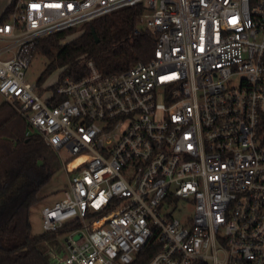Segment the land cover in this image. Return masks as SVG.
Instances as JSON below:
<instances>
[{
    "label": "built area",
    "instance_id": "2783aa9c",
    "mask_svg": "<svg viewBox=\"0 0 264 264\" xmlns=\"http://www.w3.org/2000/svg\"><path fill=\"white\" fill-rule=\"evenodd\" d=\"M138 4L149 62L27 82L41 39ZM0 95L67 175L42 209L45 232L78 225L63 264H134L155 240L148 264H264V0H15Z\"/></svg>",
    "mask_w": 264,
    "mask_h": 264
},
{
    "label": "trees",
    "instance_id": "16d2710c",
    "mask_svg": "<svg viewBox=\"0 0 264 264\" xmlns=\"http://www.w3.org/2000/svg\"><path fill=\"white\" fill-rule=\"evenodd\" d=\"M13 1L0 17V23L9 18ZM144 14V4H138L41 39L28 55L29 59L39 55L49 60L37 85L57 70L58 81L50 89L66 79L80 81L88 74L89 61L104 75L149 62L154 57L157 39L142 27ZM79 30L82 33L78 37L62 44ZM29 130L27 120L14 105L7 101L0 104V264H54L46 245L54 246L59 235L78 227L75 224L54 233L33 234L30 211L62 167L57 153L39 134L27 135ZM159 249L153 241L138 254L134 264H148Z\"/></svg>",
    "mask_w": 264,
    "mask_h": 264
},
{
    "label": "rangeland",
    "instance_id": "374dc122",
    "mask_svg": "<svg viewBox=\"0 0 264 264\" xmlns=\"http://www.w3.org/2000/svg\"><path fill=\"white\" fill-rule=\"evenodd\" d=\"M12 0H0V17L4 13L5 9L9 6ZM82 33V30L77 31L75 34L69 36L62 44H65L74 38L78 37ZM49 63V60L45 57L35 55L29 59V68L26 74L27 82L31 84L38 83V79L41 73L45 70L46 65ZM60 70L53 72L40 86V89H43V92L47 93L53 84L58 81ZM48 87V88H47ZM4 102V97L0 95V103ZM62 156L66 159H72L73 157L67 150H63ZM68 188V178L63 169H60L52 181L42 190L41 200L36 204L30 211V220L32 225L33 234L41 235L45 231L42 227V209L46 206H52L57 201L63 198L64 191ZM66 235L61 234L54 241V246L50 247L46 245L47 248L53 256L54 264H63L65 256L68 254Z\"/></svg>",
    "mask_w": 264,
    "mask_h": 264
},
{
    "label": "water",
    "instance_id": "95a60500",
    "mask_svg": "<svg viewBox=\"0 0 264 264\" xmlns=\"http://www.w3.org/2000/svg\"><path fill=\"white\" fill-rule=\"evenodd\" d=\"M92 34H93V36L95 37L96 42H99V39H98V37H97L96 32H95L94 29H92Z\"/></svg>",
    "mask_w": 264,
    "mask_h": 264
},
{
    "label": "snow or ice",
    "instance_id": "6c2138e0",
    "mask_svg": "<svg viewBox=\"0 0 264 264\" xmlns=\"http://www.w3.org/2000/svg\"><path fill=\"white\" fill-rule=\"evenodd\" d=\"M33 7L36 8V7H39V6L38 5H33ZM57 7H58V5H57Z\"/></svg>",
    "mask_w": 264,
    "mask_h": 264
},
{
    "label": "crops",
    "instance_id": "0c3cea01",
    "mask_svg": "<svg viewBox=\"0 0 264 264\" xmlns=\"http://www.w3.org/2000/svg\"><path fill=\"white\" fill-rule=\"evenodd\" d=\"M6 9H7V8H6ZM6 9H5V10H6ZM4 101H5V100H4ZM0 104H1V103H0ZM52 257H53V256H52Z\"/></svg>",
    "mask_w": 264,
    "mask_h": 264
}]
</instances>
